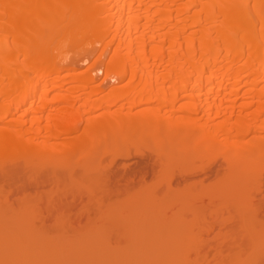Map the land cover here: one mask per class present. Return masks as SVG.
I'll return each mask as SVG.
<instances>
[{
    "label": "bare ground",
    "instance_id": "1",
    "mask_svg": "<svg viewBox=\"0 0 264 264\" xmlns=\"http://www.w3.org/2000/svg\"><path fill=\"white\" fill-rule=\"evenodd\" d=\"M220 159L249 177L230 184L244 213L246 186L264 190V0H0V264H14L15 224L24 242L33 221L61 222L64 194L188 183ZM48 188L65 192L47 209L12 200ZM42 246L36 264H51Z\"/></svg>",
    "mask_w": 264,
    "mask_h": 264
},
{
    "label": "rangeland",
    "instance_id": "2",
    "mask_svg": "<svg viewBox=\"0 0 264 264\" xmlns=\"http://www.w3.org/2000/svg\"><path fill=\"white\" fill-rule=\"evenodd\" d=\"M181 147L171 143L167 151L178 156ZM222 161L213 164L215 171L209 161L195 163L192 173L197 176L188 183L178 177L174 185L168 186L149 178L147 189H134V183H114L106 191L94 190L91 197L88 193H76V197L74 193L73 198L64 194L66 198L58 201L63 213L61 222L33 221L28 229L33 237L24 242L19 238L26 231V223L12 227V237L18 245L12 261L36 264L43 254V239H47L51 264H124L133 257L137 264H168L170 253L177 256L171 264H250L243 255L264 251V190L259 194L256 182L255 187L251 182L249 193L246 186L247 195L253 196V207L242 213L235 208L230 184L243 181L247 177L243 175L245 169L238 165V170H224L228 165ZM186 162L187 168L189 161ZM238 171L242 174L238 175ZM5 183L0 182V190L7 194L11 189ZM49 190L38 196L15 195L12 200L23 206L24 201L42 199V207L47 209L52 200L57 201L58 195L65 192ZM89 239L92 245L86 243ZM79 243L80 247L73 250V245ZM26 247L30 254L24 258ZM187 254L192 257L187 258Z\"/></svg>",
    "mask_w": 264,
    "mask_h": 264
}]
</instances>
